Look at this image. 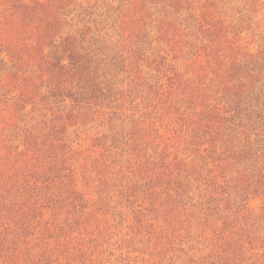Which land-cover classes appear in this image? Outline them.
I'll return each mask as SVG.
<instances>
[{"label": "rangeland", "instance_id": "rangeland-1", "mask_svg": "<svg viewBox=\"0 0 264 264\" xmlns=\"http://www.w3.org/2000/svg\"><path fill=\"white\" fill-rule=\"evenodd\" d=\"M57 3L0 33V264H264V0Z\"/></svg>", "mask_w": 264, "mask_h": 264}, {"label": "trees", "instance_id": "trees-1", "mask_svg": "<svg viewBox=\"0 0 264 264\" xmlns=\"http://www.w3.org/2000/svg\"><path fill=\"white\" fill-rule=\"evenodd\" d=\"M31 1V0H30ZM35 1V7H37L40 11V13H33L31 12L32 8H28L29 7V2L27 0H0V5H5V9L3 10L5 12V16L6 18L4 19H10L8 20V24H3V26L0 23V33L2 32V35L4 36V32H9L8 34L5 35L4 40H8L9 38H13L14 40H17V18H20L23 16V18H36L37 16H39L41 14L42 18L44 17H48V18H54V16H57V12L55 11L54 13V9L58 10V6L59 4L57 3V0H33ZM45 8H48V10H44ZM25 9L24 12L23 10ZM6 11H9L6 13ZM25 14H23V13ZM12 17H9L11 16ZM16 21V23H12L10 24L11 20ZM29 20V19H28ZM13 36V37H11ZM3 39V38H2ZM1 39V42H3ZM44 63L48 64L51 62V60H43ZM42 69V68H41ZM258 105H260L258 102L256 103ZM260 106L264 105L261 103ZM252 111V110H251ZM254 111V109H253ZM264 111V109L261 108H257V110H255L256 113H260ZM254 113V112H253ZM255 116V114H254ZM248 138V135L243 134V141ZM246 141V140H245Z\"/></svg>", "mask_w": 264, "mask_h": 264}]
</instances>
